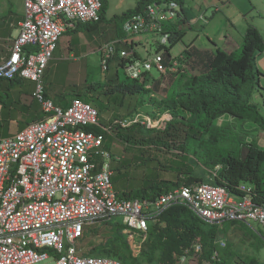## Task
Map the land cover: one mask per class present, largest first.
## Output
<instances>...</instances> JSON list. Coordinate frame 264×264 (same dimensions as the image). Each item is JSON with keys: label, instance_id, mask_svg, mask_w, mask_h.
<instances>
[{"label": "built area", "instance_id": "1", "mask_svg": "<svg viewBox=\"0 0 264 264\" xmlns=\"http://www.w3.org/2000/svg\"><path fill=\"white\" fill-rule=\"evenodd\" d=\"M106 1L24 0V20L9 56L0 58V82H33L31 96L43 113L14 136L0 138V264L47 260L53 264H122L108 257L83 255L76 243L83 239L86 227L115 217L128 237L133 241L138 237L141 245L147 240L150 224L177 205L211 226L221 228L236 222L264 229V206L253 200L250 185L241 187V196L225 186L201 183L181 186L153 201L121 198L114 190L112 164L122 159L104 148L109 132L101 124L98 109L79 99L64 108L46 98L42 80L59 39L79 25L99 22ZM184 17L178 1H153L126 17L122 32L125 36L160 34L159 45L166 47L172 31H182L179 22ZM117 44L128 46L120 52L128 79L142 83L154 69L161 74L169 71L159 54L135 58L132 41L124 39L99 48L102 72L116 57ZM177 65L173 61V72L178 71ZM91 127L101 132L90 131ZM219 246L223 249L226 243L220 241ZM201 254L203 245L197 238L178 261L185 264ZM217 256L215 252L212 259Z\"/></svg>", "mask_w": 264, "mask_h": 264}, {"label": "rangeland", "instance_id": "2", "mask_svg": "<svg viewBox=\"0 0 264 264\" xmlns=\"http://www.w3.org/2000/svg\"><path fill=\"white\" fill-rule=\"evenodd\" d=\"M5 1L7 0H0V25L3 24L5 14L10 9L12 13L18 11V0L12 2L11 5H15L14 7L6 6ZM108 1L106 21H101L95 29L84 31L82 39L65 35L59 40L42 81L47 87L52 101L62 107L73 99L89 102L87 99L89 91H95L93 96H99L105 103L108 102L109 107H121L124 104L121 107L122 111L119 110V112L121 111L119 114L122 116L120 119L104 118L102 121L100 120L109 132L105 134L104 148L112 155L122 159L121 162L112 164L114 170L112 182L116 193H129L150 181L165 180L180 185L189 176L202 181L214 182V174L220 167L206 160V149H233L234 152L239 151L243 156L246 155L248 144L252 142L264 147L263 128L250 121L227 114L214 121V126L219 127L222 132L217 144L198 141L189 136L185 143V152H183L179 150V145L184 141L173 143L171 148L166 149L147 139L139 144L122 141L116 131V125H120L122 122L126 124V128L133 124H139L143 136L161 129L168 122L170 117L166 112L164 102L168 97L167 93L182 75L176 78V72L179 71L170 70L161 74L157 69H154L146 76L147 81L151 82L149 84L153 94L141 98L131 97V99L128 97L123 99L120 95L106 94V91L112 88L111 84L114 83L112 78H114L117 68L119 77L125 78L124 68L117 64L120 62V52L128 46L117 44L115 59L110 63L108 70L102 72L99 55V48L102 45L109 41L112 42V39L123 37L122 40L136 42V46L133 48L141 59L159 54L164 60L167 56L165 50L158 52V45L162 38L160 34L142 32L125 36L119 32L122 21L111 20L115 15L122 16L128 9L135 8L139 0ZM183 3L188 15V23H186V17L179 22L184 35L170 49L169 54L171 57L178 58L193 44L192 53H187L183 59L184 68L186 67L183 69L185 74L191 76L205 72L218 48L238 54L243 43L242 38L249 25L256 27L264 39V0H184ZM176 33L177 28L172 31V38ZM172 38L166 45L167 48L170 47ZM82 45L85 47L82 48ZM6 53L5 50L0 49V57L6 56ZM255 65L259 75L256 89L252 93V101L259 107L264 117L263 51L256 57ZM23 82L29 84L31 81L23 80ZM93 83L100 84V87L94 89ZM17 88L24 89V86L17 85ZM32 94L28 88L19 94H13L2 87L0 90V105L2 106L0 138L14 136L24 130L36 115L42 117L41 108L31 96ZM187 168L191 169V174L186 173ZM175 170H180L182 173ZM113 219L109 223L105 220L87 226L83 239L76 243L77 248L81 249L83 254L101 253L106 250L111 253L118 252L119 258L124 264H130L132 259H136L133 264H180L178 259L184 251L172 252L170 259L165 261H148L144 257L143 251L145 243L139 245L138 237L134 241L130 239L126 230L119 228L118 224L112 223ZM211 233H216L219 242L226 243L224 257L219 259V253L215 251L218 256L213 260L214 254L210 259L209 253L206 255L204 252L201 255L193 256L185 264H249V260L254 258H258L261 264H264V229L259 227L253 229L234 224L212 230ZM197 238L200 237L197 236L192 241H196ZM148 239H150L149 236ZM40 264L53 263L52 260H47Z\"/></svg>", "mask_w": 264, "mask_h": 264}, {"label": "trees", "instance_id": "3", "mask_svg": "<svg viewBox=\"0 0 264 264\" xmlns=\"http://www.w3.org/2000/svg\"><path fill=\"white\" fill-rule=\"evenodd\" d=\"M153 1L162 0H140L135 9L128 10L122 16L113 17V21H122L133 11H137ZM175 1H178L181 5L184 2V0ZM106 9L107 2H104L100 21L80 26L78 30L97 28L98 24L105 17ZM170 29H173V27ZM119 32L123 35L122 23L121 31L119 30ZM183 35L184 33L177 32L172 38L170 47L158 45V52L165 50L168 54L170 49ZM242 39L243 43L238 54L235 52L228 53L218 48L209 61L207 69L201 75L187 78L180 70L176 72V78L179 75L182 76L176 80L167 93L168 97L164 102V107L170 118L161 129L143 136L139 124H133L127 128L116 125L117 136L126 143L134 142L139 144L141 141L147 139L151 143L155 145L159 144L165 149L171 148L173 143L176 144L177 142L184 141L179 145V150L185 152V143L189 136L198 141H209L210 143L217 144L220 141L222 132L219 127L214 126V121L226 114L241 120L250 121L264 129V117L259 107L252 101V93L256 89L259 75V72L256 70L255 60L264 49V39L260 31L251 25L247 27ZM134 56L140 59V56L136 52ZM124 64L125 61L120 60L117 65L124 67ZM13 81L15 80H10L9 82ZM112 81H114L111 84L112 88L107 90L106 94L120 95L123 99L126 97L141 98L153 94L150 85L146 84L148 83L147 79L141 83L128 79L126 75L125 78H120L117 71ZM92 87L94 89L98 88L100 84L93 83ZM42 117L36 115L33 121L39 120ZM89 130L96 133L101 132L100 129L95 127H91ZM140 135L141 137H139ZM205 157L209 163H214L215 166L220 167L216 173L214 182L202 181L191 176L180 185L165 180L150 181L137 190L121 193V198L153 201L181 186H195L201 183L225 186L232 194L241 196L244 194L241 187L250 185L254 193L253 200L257 204L264 206V150L260 149L256 143L252 142L248 144L246 155L243 156L240 155L239 151L234 152L233 149L213 148L210 150L206 149ZM175 171L182 173L180 170ZM186 173L191 174V169L187 168ZM113 220L114 222L112 223L118 224L119 228L125 229V226L119 219ZM106 221L109 223L111 220ZM202 222L185 206L177 205L167 209L157 223L150 224L149 226L147 237L149 236L150 239L144 242V257L150 262L168 260L172 252L184 251L193 243L192 240L199 236L203 245V253L205 252L206 255L209 253L211 259L214 252L218 251L219 259L220 257L223 258V252L226 250V247L222 249L219 246L216 233H211L212 230L221 228ZM234 224L248 227L245 224L236 222L227 223L224 227ZM220 251L222 252L220 253ZM83 255L108 257L111 260L115 259L124 264L119 258L118 252L114 251L111 253L106 250L101 253H85ZM135 260L132 259L130 264H133ZM249 261V264H261L258 258L250 259Z\"/></svg>", "mask_w": 264, "mask_h": 264}, {"label": "crops", "instance_id": "4", "mask_svg": "<svg viewBox=\"0 0 264 264\" xmlns=\"http://www.w3.org/2000/svg\"><path fill=\"white\" fill-rule=\"evenodd\" d=\"M12 2H15V0H7V1H5V4H6V6H8V7H14L15 5H11L12 4ZM107 2V8H108V0L106 1ZM140 2V0L138 1V3ZM137 3V4H138ZM137 6V5H136ZM136 8V7H135ZM135 8H132V9H128V10H133V9H135ZM182 8H183V10H184V15H185V17H186V23H188V15H187V13L185 12V9H184V3H183V5H182ZM11 10V9H10ZM8 11V13L7 14H5V17H4V22H3V24H1L0 25V49H3V50H5L7 53V55L6 56H1L0 58H2V57H8L9 56V52H10V49H11V47H12V44H13V40L15 39V37L17 36V34H18V29H19V26H20V24L23 22V20H24V0H18V11L16 12V13H12L11 11ZM127 10V11H128ZM126 11V12H127ZM11 12V13H10ZM106 12H107V9H106ZM124 14V13H123ZM122 14V15H123ZM115 16H118V15H115ZM114 16V17H115ZM103 20H107L106 19V13H105V17H104V19ZM112 21H113V18L111 19ZM122 22H123V20H122ZM86 25V24H85ZM80 26H84V25H79L74 31H67L66 33H64V35L63 36H65V35H69V36H74L76 39H82V35H83V33H84V31H86L87 29H85V30H82V29H79L78 30V28L80 27ZM78 30V31H77ZM120 31H121V29H120ZM181 33H184V31L182 30V31H180ZM62 36V37H63ZM61 37V38H62ZM122 38L123 37H121V38H119V39H112L111 41L113 42V40L114 41H117V40H122ZM60 40V39H59ZM60 42V41H59ZM59 44V43H58ZM136 44V42L135 41H132V47H134V46H136L135 45ZM192 44V43H191ZM193 45V44H192ZM192 45H191V48L190 49H187V50H185L182 54H181V56L180 57H171L170 56V54L168 53V54H166L167 56H165V59H164V63H165V65L166 66H168L169 65V67H167L168 68V70L170 71L171 70V66H173V61L174 62H176L178 65V71L180 70V72L182 73V74H184L187 78H190V77H192V76H197V75H201L200 73L199 74H193V75H188L187 73L185 74V72H184V70L183 69H185L184 68V65H183V63H182V60L184 59V56H186L187 55V53L188 54H190V53H192V49H193V47H192ZM85 46H83L82 45V48H84ZM127 48H125L124 50H126ZM135 50V49H134ZM224 50V49H223ZM227 50V49H226ZM225 50V51H226ZM89 52V51H88ZM135 52L137 53V51L135 50ZM226 52H228V53H230L231 51H226ZM138 54V53H137ZM181 58H183V59H181ZM115 58H113L112 60H110V62H109V66H110V63H112V61L114 60ZM118 70V69H117ZM117 70H116V72H115V75L117 74ZM171 71H173V70H171ZM204 73V72H203ZM186 78V79H187ZM5 81V80H4ZM119 81V80H118ZM153 82V81H152ZM151 84V82H148V83H146V84H148V85H150ZM153 84H154V82H153ZM17 85H23L24 86V89L25 88H28L29 89V91H31V93H33V91H34V83L32 82H30L29 84H28V82H23V80H20V79H15V81H13V82H9V81H7V82H0V90L2 89V87L3 88H6V90H8L10 93H13V94H19V93H21L24 89L23 88H17ZM155 85H157V84H155ZM26 86V87H25ZM151 87V86H150ZM45 88H46V97H47V99H49V100H51L52 101V99L50 98V96H49V93L47 92V87L45 86ZM94 92L95 91H89V94L87 95L88 96V100H89V102H86V103H89V104H91V105H93L94 107H96L97 109H98V111H99V113H100V120L102 121L104 118H108V119H110V120H115V119H120L122 116L119 114L122 110V108L121 107H123L124 106V104H122V106L121 107H115V106H111V107H109V104H108V102H104L99 96H93L94 95ZM114 96V95H113ZM33 97V96H32ZM127 98V97H126ZM129 99H131V97H128ZM21 101V100H20ZM71 102V101H70ZM70 102L66 105V106H64V108L65 107H67L69 104H70ZM56 104V103H55ZM56 105H58V104H56ZM58 106H60V105H58ZM62 107V106H61ZM1 109H2V106L0 105V111H1ZM117 110V111H116ZM119 110H121L120 112H119ZM261 112V111H260ZM42 114V116H43V113H41ZM31 122H33V121H31ZM30 122V123H31ZM29 124V123H28ZM252 130H256V129H254V128H252ZM257 131V130H256ZM259 148L260 149H263L264 150V147H260L259 146ZM118 194H121V193H118Z\"/></svg>", "mask_w": 264, "mask_h": 264}]
</instances>
